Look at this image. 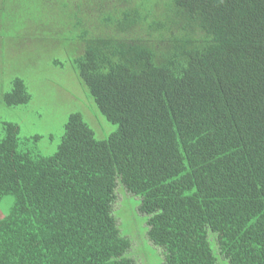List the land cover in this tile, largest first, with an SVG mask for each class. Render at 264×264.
I'll return each mask as SVG.
<instances>
[{
    "label": "trees",
    "instance_id": "16d2710c",
    "mask_svg": "<svg viewBox=\"0 0 264 264\" xmlns=\"http://www.w3.org/2000/svg\"><path fill=\"white\" fill-rule=\"evenodd\" d=\"M61 1L22 22L71 28L70 68L117 129L97 139L70 113L43 155L2 123L0 264H134L118 184L161 264H216L212 244L226 264H264V0ZM31 98L15 77L2 102Z\"/></svg>",
    "mask_w": 264,
    "mask_h": 264
},
{
    "label": "rangeland",
    "instance_id": "374dc122",
    "mask_svg": "<svg viewBox=\"0 0 264 264\" xmlns=\"http://www.w3.org/2000/svg\"><path fill=\"white\" fill-rule=\"evenodd\" d=\"M61 2L0 0V136L3 122L18 123L20 141H26L24 147L43 155L51 154L56 149L70 113L80 112L97 139H103L117 129L116 124L108 122L98 112L88 91L70 68L67 60L71 47L65 44V39L71 28L66 29L60 24L27 26L22 22L23 17L27 24H34L27 20L31 15L38 17L39 21L56 19L54 9ZM66 2L68 8H76L79 4L83 10L89 11L93 1ZM92 9H97V4ZM29 52L32 54L29 55ZM15 77L25 80L32 98L27 104L8 107L2 102V95L10 89L11 80ZM36 135L39 136L38 140L33 138ZM115 196L112 214L121 234L131 241L126 255L135 260L134 264H161V249L147 239V217L138 211L139 198L120 184ZM12 203L11 196L2 200L0 217L9 211ZM210 239L214 240L212 235ZM212 250L217 258L216 264H226L214 244Z\"/></svg>",
    "mask_w": 264,
    "mask_h": 264
}]
</instances>
